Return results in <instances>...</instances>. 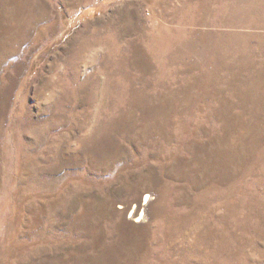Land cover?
Returning <instances> with one entry per match:
<instances>
[{
  "label": "rangeland",
  "instance_id": "obj_1",
  "mask_svg": "<svg viewBox=\"0 0 264 264\" xmlns=\"http://www.w3.org/2000/svg\"><path fill=\"white\" fill-rule=\"evenodd\" d=\"M190 13L0 0V264H264V29Z\"/></svg>",
  "mask_w": 264,
  "mask_h": 264
},
{
  "label": "bare ground",
  "instance_id": "obj_2",
  "mask_svg": "<svg viewBox=\"0 0 264 264\" xmlns=\"http://www.w3.org/2000/svg\"><path fill=\"white\" fill-rule=\"evenodd\" d=\"M183 2L190 5V20L193 25L264 29V0H183ZM248 35L228 33L217 36L203 33L199 34L198 38L202 46L187 42L185 47L188 52L209 57L212 62L219 64L225 62L223 58L225 56L238 60L243 53L251 50L248 44L251 36ZM146 200L147 198L145 202Z\"/></svg>",
  "mask_w": 264,
  "mask_h": 264
},
{
  "label": "built area",
  "instance_id": "obj_3",
  "mask_svg": "<svg viewBox=\"0 0 264 264\" xmlns=\"http://www.w3.org/2000/svg\"><path fill=\"white\" fill-rule=\"evenodd\" d=\"M142 216H143V215H142ZM139 219H141V217H140Z\"/></svg>",
  "mask_w": 264,
  "mask_h": 264
}]
</instances>
